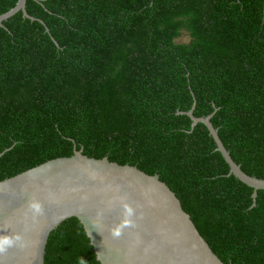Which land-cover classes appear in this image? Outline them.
I'll return each instance as SVG.
<instances>
[{"label": "trees", "instance_id": "trees-1", "mask_svg": "<svg viewBox=\"0 0 264 264\" xmlns=\"http://www.w3.org/2000/svg\"><path fill=\"white\" fill-rule=\"evenodd\" d=\"M18 0H0V16ZM0 27V182L74 155L159 175L225 264H264V0H27ZM189 43H179L184 35ZM56 41V42H55ZM57 43V44H56ZM45 264H101L72 218Z\"/></svg>", "mask_w": 264, "mask_h": 264}, {"label": "water", "instance_id": "water-1", "mask_svg": "<svg viewBox=\"0 0 264 264\" xmlns=\"http://www.w3.org/2000/svg\"><path fill=\"white\" fill-rule=\"evenodd\" d=\"M26 7L27 0H18L0 16V27L18 13L46 27ZM46 31L50 33L48 27ZM195 107L179 114L189 116L193 127L206 126L230 168L228 177L254 190L251 209L255 208L264 179L242 170L211 122L214 114L197 118ZM72 218L83 225L101 264H225L159 175L107 157L90 158L76 147L72 157L48 161L0 182V264H45L50 235Z\"/></svg>", "mask_w": 264, "mask_h": 264}, {"label": "rangeland", "instance_id": "rangeland-1", "mask_svg": "<svg viewBox=\"0 0 264 264\" xmlns=\"http://www.w3.org/2000/svg\"><path fill=\"white\" fill-rule=\"evenodd\" d=\"M177 42H179V43H189L190 42V37L185 34L183 37H181L179 40H177Z\"/></svg>", "mask_w": 264, "mask_h": 264}, {"label": "clouds", "instance_id": "clouds-1", "mask_svg": "<svg viewBox=\"0 0 264 264\" xmlns=\"http://www.w3.org/2000/svg\"><path fill=\"white\" fill-rule=\"evenodd\" d=\"M35 207H36L37 211L40 210L39 205H35Z\"/></svg>", "mask_w": 264, "mask_h": 264}]
</instances>
